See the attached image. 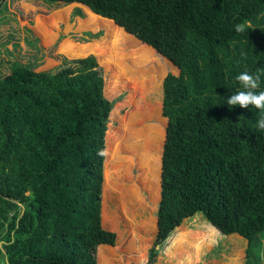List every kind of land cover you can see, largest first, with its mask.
Here are the masks:
<instances>
[{
	"label": "trees",
	"instance_id": "trees-1",
	"mask_svg": "<svg viewBox=\"0 0 264 264\" xmlns=\"http://www.w3.org/2000/svg\"><path fill=\"white\" fill-rule=\"evenodd\" d=\"M48 1L84 4L91 17L113 20L179 69L163 84L168 127L148 264L171 234L169 253L190 247L198 254L204 235L192 241L184 229L175 233L197 216L210 230L246 238V264H262L264 129L257 121L264 112L227 100L244 90L236 79L244 71H259L256 91H264V0ZM239 23L251 28L238 33ZM114 104L93 56L54 74L19 65L0 78V256L6 264H100V248L116 244L103 215ZM100 258L113 264L112 256Z\"/></svg>",
	"mask_w": 264,
	"mask_h": 264
},
{
	"label": "rangeland",
	"instance_id": "rangeland-1",
	"mask_svg": "<svg viewBox=\"0 0 264 264\" xmlns=\"http://www.w3.org/2000/svg\"><path fill=\"white\" fill-rule=\"evenodd\" d=\"M84 6L5 0L0 9V78L19 65L54 74L79 66L86 57L96 58L115 100L106 138L103 215L104 226L117 234L115 245L100 248L99 261L103 252L113 257V264H148L158 234L156 213L168 127L163 84L169 73L179 74V69L113 20L98 14L91 17ZM128 34L131 40L126 39ZM204 220L202 216L186 220L175 232L188 231L192 241L204 235L198 254L190 247L169 253L171 234L157 246L154 264H232L234 257L238 264H246L247 239L210 230L201 225ZM262 249L264 264V244ZM0 264H6L1 256Z\"/></svg>",
	"mask_w": 264,
	"mask_h": 264
},
{
	"label": "clouds",
	"instance_id": "clouds-1",
	"mask_svg": "<svg viewBox=\"0 0 264 264\" xmlns=\"http://www.w3.org/2000/svg\"><path fill=\"white\" fill-rule=\"evenodd\" d=\"M234 27L236 32L243 33L248 28H251V24L239 23ZM260 76L261 74L259 71L255 74L247 71L239 73L236 79L244 90L234 92L230 98H228L227 104L230 107L239 105L243 108H248L252 106L264 112V91H256L260 86ZM257 127L259 129H264V116H261L257 121Z\"/></svg>",
	"mask_w": 264,
	"mask_h": 264
},
{
	"label": "crops",
	"instance_id": "crops-1",
	"mask_svg": "<svg viewBox=\"0 0 264 264\" xmlns=\"http://www.w3.org/2000/svg\"><path fill=\"white\" fill-rule=\"evenodd\" d=\"M196 218H197V217H196ZM196 218H193V219L195 220Z\"/></svg>",
	"mask_w": 264,
	"mask_h": 264
}]
</instances>
